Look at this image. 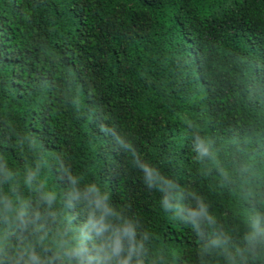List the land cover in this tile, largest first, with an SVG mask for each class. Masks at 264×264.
<instances>
[{"label": "trees", "instance_id": "1", "mask_svg": "<svg viewBox=\"0 0 264 264\" xmlns=\"http://www.w3.org/2000/svg\"><path fill=\"white\" fill-rule=\"evenodd\" d=\"M5 102L0 149L11 120L41 151L64 152L185 264L193 237L157 213L138 172L85 113L102 109L169 173L196 179L234 223L247 203L241 189H264V0H0V108ZM188 121L215 151L198 176Z\"/></svg>", "mask_w": 264, "mask_h": 264}, {"label": "clouds", "instance_id": "2", "mask_svg": "<svg viewBox=\"0 0 264 264\" xmlns=\"http://www.w3.org/2000/svg\"><path fill=\"white\" fill-rule=\"evenodd\" d=\"M0 111H8L7 102ZM85 115L109 138L113 155L125 156L138 172L157 213L193 237L185 264H264V189L242 188L247 203L227 223L196 179L169 173L161 158L145 155L134 138L110 126L99 107ZM4 127L9 140L0 149V264H175L179 248L161 243L154 227L116 200L106 181L64 152L41 151L38 138L19 132L13 121ZM183 136L193 175L204 174L209 161L215 163L212 139L194 121Z\"/></svg>", "mask_w": 264, "mask_h": 264}]
</instances>
